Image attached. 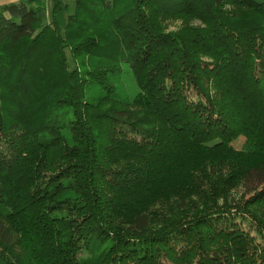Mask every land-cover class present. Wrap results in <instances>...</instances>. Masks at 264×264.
<instances>
[{
    "label": "trees",
    "instance_id": "trees-1",
    "mask_svg": "<svg viewBox=\"0 0 264 264\" xmlns=\"http://www.w3.org/2000/svg\"><path fill=\"white\" fill-rule=\"evenodd\" d=\"M52 1L0 3V264H264V0Z\"/></svg>",
    "mask_w": 264,
    "mask_h": 264
},
{
    "label": "rangeland",
    "instance_id": "rangeland-1",
    "mask_svg": "<svg viewBox=\"0 0 264 264\" xmlns=\"http://www.w3.org/2000/svg\"><path fill=\"white\" fill-rule=\"evenodd\" d=\"M64 3H67V8L65 10H63L60 15H59V21L61 23V27L63 28V26L65 25L66 21H67V16L69 13L73 12L74 10V3H75V0H63ZM52 4H53V1L52 0H47V7L48 9L51 10L52 8ZM191 22L194 23L193 20H191ZM182 23L181 20H176L175 22L171 23L170 24V28L171 29H177L180 24ZM126 83L129 85V81L126 80ZM241 142H242V139L240 138L238 141L235 142V146L236 147H240L241 146ZM233 194L235 195L236 198H240L241 195H242V188H239V189H236Z\"/></svg>",
    "mask_w": 264,
    "mask_h": 264
},
{
    "label": "crops",
    "instance_id": "crops-1",
    "mask_svg": "<svg viewBox=\"0 0 264 264\" xmlns=\"http://www.w3.org/2000/svg\"><path fill=\"white\" fill-rule=\"evenodd\" d=\"M11 1H17V0H0V3H3V2H11Z\"/></svg>",
    "mask_w": 264,
    "mask_h": 264
}]
</instances>
